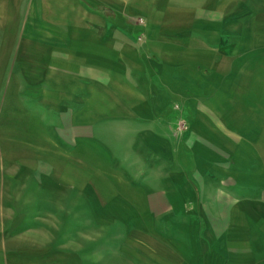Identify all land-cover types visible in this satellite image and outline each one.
Here are the masks:
<instances>
[{"label":"crops","instance_id":"0c3cea01","mask_svg":"<svg viewBox=\"0 0 264 264\" xmlns=\"http://www.w3.org/2000/svg\"><path fill=\"white\" fill-rule=\"evenodd\" d=\"M216 1L181 7L197 12L192 25L203 39L191 37L202 45L150 29L147 48L109 52L108 21L80 0H34L26 18L22 0H0V59L11 77L1 140L49 172L39 182L68 195L69 214H136L155 224L165 216L172 225L159 244L170 264H264V113L248 77L264 74V3L250 2V17L232 23L235 14L206 17ZM117 26L128 39L137 31ZM178 117L192 125V145L173 141L168 125ZM115 131L133 138L131 152L117 154ZM221 162L233 181L215 178ZM178 249L185 259L170 261L166 252Z\"/></svg>","mask_w":264,"mask_h":264},{"label":"rangeland","instance_id":"374dc122","mask_svg":"<svg viewBox=\"0 0 264 264\" xmlns=\"http://www.w3.org/2000/svg\"><path fill=\"white\" fill-rule=\"evenodd\" d=\"M80 1L86 5L92 18L108 21L109 52H114L119 51L120 46L147 48L150 29L160 32L165 28L168 31L167 35L176 37L175 34H178L179 38L183 36L188 40L183 42L188 45H202L200 41L203 38L192 25L196 22L197 12H187L181 7L187 4L184 1L192 2L196 7H202L203 4L216 0H169L172 7L169 6L167 9H158L148 4L149 0ZM250 2L264 3V0H217L216 3H210L215 4L216 8L212 6L205 15L219 19L226 14L227 17L235 14L237 20L231 19V22L239 23L250 17L245 14ZM32 4L34 0H22V18L32 13L34 8ZM204 9L199 13H204ZM182 21L186 24L182 31L180 27L169 26ZM120 24L137 27L134 37L128 39L117 32L120 29L117 25ZM255 29L260 33L259 25ZM1 36L0 29V48ZM191 36H200L201 40L196 42V39ZM225 43L232 44L234 41L231 39ZM109 59L117 61L111 53H109ZM8 61L5 58L0 59V119L7 83L11 81V77L8 74L4 76L3 73ZM256 70H252L248 77L253 76V84L256 87H254L257 92L256 95L254 94L257 98L255 106L259 112L264 113V100L260 99V97L264 99V94L261 92L264 90V74L256 75ZM245 77L244 73L239 74L237 81L240 80L242 85ZM225 109L228 107L226 106ZM168 126L175 143L185 141L186 145H192V135L195 133L192 125L184 118L178 117L174 124ZM1 129L0 126V264H11L10 260L15 259L31 260L33 264L48 260L75 261L76 259L92 264H170L162 250L164 246L160 245L165 244L164 241L167 238L165 234L170 232L169 227L172 225L170 221L165 220V216L164 219L156 220L155 224L153 218L152 220L151 218L138 219L136 214H84L82 212L69 214L68 195H60L52 186L47 189L42 187L39 180L44 177L43 174L49 172L40 170V165L33 163L31 158L26 161L28 155H23L21 150L14 152L12 148L2 145ZM230 132L233 133L231 130ZM109 138L119 156L123 150L125 152L133 150L131 136L115 131L109 135ZM254 160L256 166H262L263 162L259 158ZM221 163L222 173L218 174L216 170L215 178L233 181L232 177L223 173L227 166ZM130 173H132L131 170ZM196 177L199 176L196 175ZM67 189L66 187L65 190ZM62 200L64 201L61 202ZM73 205L80 207L81 203ZM61 207L66 211L62 213ZM176 242H178L177 239ZM166 253L169 254L170 261L174 258L180 261L182 258L185 259L184 252L180 249L173 253Z\"/></svg>","mask_w":264,"mask_h":264}]
</instances>
